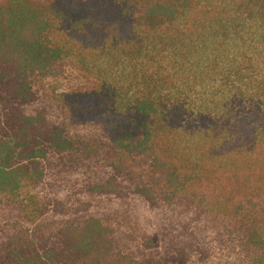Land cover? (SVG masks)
Returning a JSON list of instances; mask_svg holds the SVG:
<instances>
[{"label":"trees","instance_id":"obj_1","mask_svg":"<svg viewBox=\"0 0 264 264\" xmlns=\"http://www.w3.org/2000/svg\"><path fill=\"white\" fill-rule=\"evenodd\" d=\"M0 264H264V0H0Z\"/></svg>","mask_w":264,"mask_h":264}]
</instances>
